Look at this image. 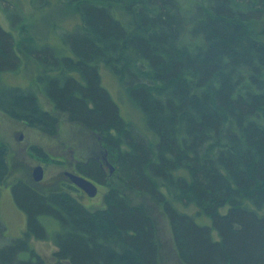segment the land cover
Wrapping results in <instances>:
<instances>
[{
    "label": "trees",
    "instance_id": "obj_1",
    "mask_svg": "<svg viewBox=\"0 0 264 264\" xmlns=\"http://www.w3.org/2000/svg\"><path fill=\"white\" fill-rule=\"evenodd\" d=\"M30 2L71 6L79 22L61 34L66 52L52 53L35 48L25 18L19 41L0 23V111L50 135L58 130L59 118L31 90L2 81L19 70L23 52L55 111L95 134L125 183L162 205L183 264H264V0ZM103 66L141 112L146 133L121 116L101 84ZM5 151L0 143L3 183ZM78 169L109 185L94 157ZM11 191L26 228L7 238L0 221V264H50L32 239L53 241L57 264H160L154 219L115 188L102 210L24 180ZM191 206L192 214L182 209ZM201 216L211 225L198 223ZM45 218L59 226L52 235Z\"/></svg>",
    "mask_w": 264,
    "mask_h": 264
},
{
    "label": "rangeland",
    "instance_id": "obj_2",
    "mask_svg": "<svg viewBox=\"0 0 264 264\" xmlns=\"http://www.w3.org/2000/svg\"><path fill=\"white\" fill-rule=\"evenodd\" d=\"M9 2V3H8ZM15 16L8 19L6 13ZM25 18L27 31L38 39L37 49L45 48L49 53L57 50L66 52V44L61 34L71 30L79 18L71 6L53 5L50 8L40 10L31 6L30 0H0V23L7 31L11 32L19 41L18 23ZM15 22V24H12ZM18 22V23H17ZM15 27V28H14ZM69 52V50L67 49ZM19 52V50H18ZM22 63L18 71H6L2 74V81L9 86H16L31 90L41 106L59 118V127L54 135L48 134L40 126L28 120L18 119L0 111V143L6 147L5 182H0V221L5 224L4 236L7 238L21 237L26 228V214L19 208L13 198L11 184L18 180L28 178V172L35 167L43 166L44 184L52 179H59L64 170L79 173L78 163L88 161L94 157L99 161L107 175L109 185L102 184L94 178L93 181L98 190L94 197L76 198L91 210H102L106 207V199L111 189L125 194L132 205H143L155 221L157 238L160 243V264H183L174 245V238L169 219L162 205L147 193L131 189L122 178L116 165L111 172L104 160V149L97 136L85 130L81 126L71 123L66 114L55 111L49 99L36 83L37 69L33 61L23 52H19ZM101 84L110 93L118 104L121 116L128 122H132L141 132H145L144 118L141 112L134 107L124 87L117 78L104 66L100 68ZM47 193V192H46ZM68 198H75L76 192H65ZM190 214L195 212L194 207H182ZM222 208L221 212H226ZM200 224L211 225L209 217H196ZM49 233L52 235L59 228L56 221L45 218ZM30 245L34 250L50 264H57L55 252L56 245L51 240L32 239ZM24 252L22 257H28Z\"/></svg>",
    "mask_w": 264,
    "mask_h": 264
},
{
    "label": "flooded vegetation",
    "instance_id": "obj_3",
    "mask_svg": "<svg viewBox=\"0 0 264 264\" xmlns=\"http://www.w3.org/2000/svg\"><path fill=\"white\" fill-rule=\"evenodd\" d=\"M99 165H100V163H99ZM66 172H69V171L64 170L59 179H52L48 183L44 184L42 181H35L34 180L33 170H32L31 172H28V174H29L28 178L23 179V180L26 181L27 184L31 188L36 189V190H40L42 192H69L70 193V191L73 190L76 192L75 194H73L75 198H90V196L87 193H85L82 189L78 188L73 183H71V181L65 175ZM75 174H77V173H75ZM78 175H82V176L86 177L87 179H89L86 175H84L82 173H80V174L78 173Z\"/></svg>",
    "mask_w": 264,
    "mask_h": 264
},
{
    "label": "water",
    "instance_id": "obj_4",
    "mask_svg": "<svg viewBox=\"0 0 264 264\" xmlns=\"http://www.w3.org/2000/svg\"><path fill=\"white\" fill-rule=\"evenodd\" d=\"M106 164L110 167L111 172L113 171V166L107 161L106 156H104ZM43 166L39 165L33 169V178L35 181H40L43 179L44 171ZM65 175L68 179L78 188L82 189L90 197H94L97 194V186L89 179L82 175H78L72 172H66Z\"/></svg>",
    "mask_w": 264,
    "mask_h": 264
}]
</instances>
